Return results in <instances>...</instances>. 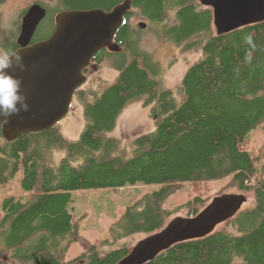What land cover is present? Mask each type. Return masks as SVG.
Listing matches in <instances>:
<instances>
[{
    "label": "trees",
    "instance_id": "trees-1",
    "mask_svg": "<svg viewBox=\"0 0 264 264\" xmlns=\"http://www.w3.org/2000/svg\"><path fill=\"white\" fill-rule=\"evenodd\" d=\"M59 2L58 10L43 6L47 14L34 35L40 28L47 32L32 42L49 37L63 10L110 11L124 0ZM135 10L182 55L199 54L176 85L166 86L159 65L140 50ZM113 41L119 51L100 50L95 58L112 60L115 79L96 75L74 92L84 120L77 139L67 138L57 124L12 141L0 129V183L21 170L22 187L29 191L2 203L0 247L7 258L17 264H115L134 244L100 251L103 242L85 240L69 208L72 191L158 185L111 225L118 241L158 232L180 212L196 215L214 196L197 195L172 209L165 201L187 184L207 187L220 179L227 183L216 195L237 189L251 202L210 234L175 243L144 264H264V145L256 154L241 148L264 125V21L217 35L212 8L199 0H131ZM152 103L153 130L128 139L113 133L126 108ZM74 243L84 251L66 260Z\"/></svg>",
    "mask_w": 264,
    "mask_h": 264
},
{
    "label": "water",
    "instance_id": "water-1",
    "mask_svg": "<svg viewBox=\"0 0 264 264\" xmlns=\"http://www.w3.org/2000/svg\"><path fill=\"white\" fill-rule=\"evenodd\" d=\"M199 1L212 7L217 35L264 21V0ZM130 8L131 0H124L110 11L63 10L56 15L49 37L36 42H32L35 31L47 11L39 3L26 9L16 39L25 70L14 66L8 72L22 81L29 110L7 118L0 114V121L8 120L1 129L6 141L46 130L66 116L75 90L86 81L84 68L92 58L104 48L120 50L113 38ZM138 25L145 27V23ZM246 200L243 193L214 196L196 215L173 217L161 230L137 241L115 264H144L175 243L202 238L239 212Z\"/></svg>",
    "mask_w": 264,
    "mask_h": 264
},
{
    "label": "rangeland",
    "instance_id": "rangeland-1",
    "mask_svg": "<svg viewBox=\"0 0 264 264\" xmlns=\"http://www.w3.org/2000/svg\"><path fill=\"white\" fill-rule=\"evenodd\" d=\"M200 2V1H199ZM39 3L42 6L56 10L61 7L59 0H5L0 6V51L5 52L11 49L19 34L21 18L28 9V6ZM201 3V2H200ZM204 7H211L205 6ZM212 8V7H211ZM58 10V9H57ZM213 11V10H212ZM132 22L140 29L139 48L144 53L151 56L152 60L159 65V74L164 79L166 86H174L180 82L186 68L195 60L199 54L182 55L179 48L169 40L158 36L157 25L143 18L138 10L134 11ZM139 23H145V27H140ZM47 29H39L35 36L44 35ZM101 66L94 70L88 68L84 72L86 86L94 76L112 81L117 76V70L109 57L101 61ZM153 103L148 107L139 104L126 108L118 119V124L113 132L117 136L128 139L139 133L148 132L155 128L154 117L151 116ZM84 125L82 107L75 98L72 99L70 108L65 117L58 123L60 131L69 139H77ZM264 145V125L253 129L247 136L241 148L256 154L258 149ZM62 155L56 154L58 160ZM22 171L20 170L7 183H0V213L3 200L8 196H24L29 193L21 184ZM227 183V180L210 181L204 187L195 188L196 185L190 183L182 187L179 191L169 196L165 201V208L172 209L175 206L184 204L197 195L203 197L217 196L220 188ZM157 184L138 183L120 188H95L72 191V201L69 205L70 211L75 220L80 224V235L91 243L103 242L98 247L100 251H107L114 246L123 243L135 244L142 239V234L130 235L121 240L115 241L110 234L111 225L116 222L125 208L135 202L141 195L157 188ZM224 193H238L237 189H226ZM222 193V194H224ZM221 195V194H220ZM247 196L246 202L242 205L246 207L252 200ZM176 216H185L180 212ZM174 216V217H176ZM1 246V245H0ZM4 247H0V264H17L7 258ZM84 251L80 243H74L66 254V260L77 257Z\"/></svg>",
    "mask_w": 264,
    "mask_h": 264
},
{
    "label": "clouds",
    "instance_id": "clouds-1",
    "mask_svg": "<svg viewBox=\"0 0 264 264\" xmlns=\"http://www.w3.org/2000/svg\"><path fill=\"white\" fill-rule=\"evenodd\" d=\"M248 44H252V36L246 38ZM18 67L20 71L25 70V64L20 51L0 53V114L6 118L11 115H19L21 111L27 112L28 105L25 103L26 97L22 92V81L9 74L8 69ZM19 104V107L17 105ZM8 123L5 119L0 121V129Z\"/></svg>",
    "mask_w": 264,
    "mask_h": 264
},
{
    "label": "flooded vegetation",
    "instance_id": "flooded-vegetation-1",
    "mask_svg": "<svg viewBox=\"0 0 264 264\" xmlns=\"http://www.w3.org/2000/svg\"><path fill=\"white\" fill-rule=\"evenodd\" d=\"M17 49H18V47L15 48V49H13V47H12L11 49H9L8 51H5V52H13V51H16ZM102 50H106V51H108L107 48H104V49H102ZM0 53H4V52H1V51H0ZM95 57H96V56H94V57L92 58V60L90 61V63L88 64V66L84 68V72L87 71L88 68H91V69L96 70V69H98V68L101 66V63H102V62H101L100 60L96 59Z\"/></svg>",
    "mask_w": 264,
    "mask_h": 264
},
{
    "label": "bare ground",
    "instance_id": "bare-ground-1",
    "mask_svg": "<svg viewBox=\"0 0 264 264\" xmlns=\"http://www.w3.org/2000/svg\"><path fill=\"white\" fill-rule=\"evenodd\" d=\"M4 2V1H3ZM2 5V4H1ZM29 7V6H28ZM50 8V7H49ZM59 9V8H58ZM51 10V9H50ZM57 10V9H56ZM57 14V13H56ZM44 20V19H43ZM40 26V25H39ZM52 33V32H51ZM35 36V35H34ZM36 42V41H35ZM10 49V48H9Z\"/></svg>",
    "mask_w": 264,
    "mask_h": 264
}]
</instances>
